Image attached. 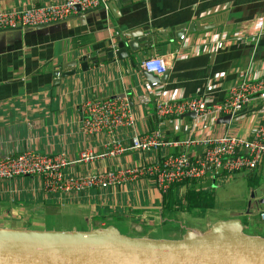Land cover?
Listing matches in <instances>:
<instances>
[{"label": "crops", "instance_id": "obj_1", "mask_svg": "<svg viewBox=\"0 0 264 264\" xmlns=\"http://www.w3.org/2000/svg\"><path fill=\"white\" fill-rule=\"evenodd\" d=\"M61 1L64 0H0V11ZM116 1L106 0L107 8L90 10L78 19L70 17L45 26L0 31V157L34 149L45 154H64L73 162L82 150H102L107 135L82 132L81 107L88 99L104 97H127L139 132L159 127L165 140H185L193 131L194 119L189 116L157 118L156 91H164L171 97L206 93L207 98L221 101L231 86L248 80L247 69H250L249 79L264 73V0H123L120 6ZM196 21L212 23L214 27L190 32L189 26ZM146 25L161 32L163 38H169L138 51L127 47L128 54L121 59L117 56L104 59L108 50L117 48L116 36ZM180 30L185 39L172 37ZM252 34L257 37L245 42L237 40L239 36L249 38ZM151 56L162 57L169 71L166 83L154 88L147 83L141 67V62ZM84 57L100 58V61L90 62L84 70L81 67ZM65 65H69L67 69ZM73 69L75 73H67ZM141 95L148 96L150 101L140 104ZM252 98L237 118L230 117L226 122L219 121L226 115L209 118L195 126L194 133L210 136L217 129L221 135L249 138L253 128L263 121L264 114V100ZM130 134L128 128H121L117 133L126 145ZM179 151L193 155L200 148H167L147 157L156 159ZM144 156L128 149L120 156L89 166L71 163L69 169L81 173L89 169L121 168L138 164ZM260 165L259 173L264 171V161ZM232 174L208 173L201 180L186 181L178 188L180 205L190 204L192 197L188 195L187 199L188 188L211 187ZM42 184V177L33 175L0 179V230H38L43 214L51 212L52 202L94 199L102 202L99 208L88 204L89 213H81L90 227L88 230L108 225L117 228L114 222H118L139 233L138 236L150 238L151 233L166 230L167 223L173 221L163 215V193L149 178L113 190H91L97 192L67 198L48 195ZM260 186L261 183L257 187ZM191 209L179 208L174 221L179 219L181 210ZM96 216L101 220L92 218ZM234 219L241 223L239 218ZM212 222L208 223V229ZM170 231H179V226ZM185 234L183 229L179 236L172 237L184 238Z\"/></svg>", "mask_w": 264, "mask_h": 264}, {"label": "built area", "instance_id": "obj_2", "mask_svg": "<svg viewBox=\"0 0 264 264\" xmlns=\"http://www.w3.org/2000/svg\"><path fill=\"white\" fill-rule=\"evenodd\" d=\"M98 7L107 8L106 0L33 3L20 9L0 11V29L33 27L62 21L77 14L84 16L86 12ZM248 36L249 38L239 36L237 40L245 42L251 37H257L254 34ZM179 38L183 40L185 35L182 34ZM141 67L156 76H161L168 70V65L160 56L145 58ZM245 74L248 80L231 86L227 96L221 101L207 98L204 95L206 93L192 97H171L164 91L154 93L156 116L159 119L180 117L187 112H194L193 131L185 140H165L159 127L139 132L127 97L88 99L81 107L84 113L81 129L83 133L92 136L105 133L107 140L102 150H82L73 162L67 160L64 154H45L34 149L16 155L6 154L0 157V179H12L22 175L39 176L42 177L43 189L48 195L67 198L90 193L95 189L113 190L141 178L153 180L157 188L165 193L173 184L198 181L208 173L220 175L239 171L253 172L264 161V114L263 121L253 128L249 138L233 134L201 137L194 133V127L207 122L209 118L228 114L231 118H237L238 112L252 102L253 96H256L257 100H264V73L251 79L250 69H247ZM149 101L146 95L139 98L140 104H147ZM121 128L130 130L128 145L117 135ZM183 146H197L200 151L193 155L179 151L164 154L156 159L147 157L158 150ZM128 149L145 154L144 159L138 164L115 169H89L84 173L69 169L71 163L89 166L105 158L120 156ZM260 219L264 222V210L260 212Z\"/></svg>", "mask_w": 264, "mask_h": 264}, {"label": "water", "instance_id": "obj_3", "mask_svg": "<svg viewBox=\"0 0 264 264\" xmlns=\"http://www.w3.org/2000/svg\"><path fill=\"white\" fill-rule=\"evenodd\" d=\"M122 2L117 0L116 4L120 6ZM70 17L78 19L81 14ZM213 27L212 23L196 21L188 30L203 31ZM18 29L23 27L0 31ZM183 33L180 30L172 37L179 38ZM168 38L146 25L116 36L117 48L108 50L104 59L116 56L121 59L128 54L127 47L138 51ZM98 61L100 58L87 60L84 57L81 67L85 70V65ZM75 72L73 69L67 73ZM168 74L166 71L156 76L144 71L151 86L166 83ZM184 116L194 118L195 114L187 112ZM229 120L228 114L219 121ZM0 264H264V238L244 234L238 219L216 221L206 233H189L179 239L130 238L113 225L87 232L6 229L0 230Z\"/></svg>", "mask_w": 264, "mask_h": 264}, {"label": "rangeland", "instance_id": "obj_4", "mask_svg": "<svg viewBox=\"0 0 264 264\" xmlns=\"http://www.w3.org/2000/svg\"><path fill=\"white\" fill-rule=\"evenodd\" d=\"M215 126L217 128L218 125ZM214 135H221V132H218L216 129ZM257 172L258 169L257 171H253V173L239 171L224 177V180L218 183H213L211 187L204 188L201 185L198 186L194 190H201L202 192L200 191V193H203V199L199 202V206H196L197 208H193L189 212L179 211L178 220L169 221L167 223L169 228L166 227V230L151 233L150 238L174 239L172 236H179L183 229L186 231L185 236L189 233H206L209 230V222L213 221V224L216 221H226L234 218L241 220V231L244 234L264 238V222L260 219V215H258L259 211L264 209V171L261 170V173L258 172V174ZM258 183H261L260 187H257ZM95 192L97 191L90 192V194ZM89 196L88 198H90ZM85 197L84 200L88 199ZM96 200H86L85 202L79 200L60 203L52 202L50 207L51 212L47 211L43 214V223L38 226V230L91 231L88 230L90 227L81 213H89V205L91 204H96L99 208L98 205L102 202ZM92 218L101 220L99 216ZM114 224L121 234L130 238H141L138 236L140 235L139 233L131 232V230H128L121 223L114 222ZM177 226H179V231H170L171 228Z\"/></svg>", "mask_w": 264, "mask_h": 264}, {"label": "trees", "instance_id": "obj_5", "mask_svg": "<svg viewBox=\"0 0 264 264\" xmlns=\"http://www.w3.org/2000/svg\"><path fill=\"white\" fill-rule=\"evenodd\" d=\"M185 183H186V181L183 183L173 184L170 186V188L167 190V192L162 194V202H163L162 206L164 208L163 215L165 216L166 219H173V220L176 219L177 218V211L180 207H182V209H191V208L193 209L195 206H199V202L203 199V197H202L203 193L202 194L200 193L201 190L196 191L194 189H197V188L191 187V188H188L186 190L187 199H188V195L192 197L190 204L185 202V204L180 205L181 203H180V200L178 198L179 194H177V192H178V188L181 185H184ZM258 185H259V183L257 184V186Z\"/></svg>", "mask_w": 264, "mask_h": 264}]
</instances>
